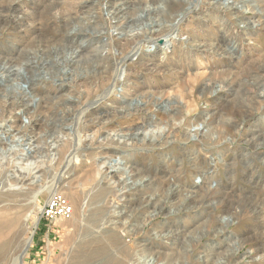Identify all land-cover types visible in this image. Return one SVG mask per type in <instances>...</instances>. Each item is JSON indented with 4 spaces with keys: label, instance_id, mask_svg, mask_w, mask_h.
<instances>
[{
    "label": "rangeland",
    "instance_id": "obj_1",
    "mask_svg": "<svg viewBox=\"0 0 264 264\" xmlns=\"http://www.w3.org/2000/svg\"><path fill=\"white\" fill-rule=\"evenodd\" d=\"M180 1L187 0H160L156 4L158 11L155 15L158 20L165 22L164 15L178 9ZM199 1L202 5L191 18L185 21L182 26L184 32L176 33L175 36L158 38L156 40L159 41L158 43L149 44L143 48L142 54L145 56L141 58L137 55H130L127 58L126 79L131 83L138 84L137 87L133 89L130 86L125 87L126 89L119 87L113 90L114 92L111 91L105 100L99 98L101 94L105 93L102 90H99L97 94L86 96L84 101L80 99L81 94L86 95V92H91L88 85L89 80L97 79L100 72H104L100 68L102 66L101 54L104 52L97 51L101 48L96 49V47L101 46L94 41L87 40L79 52L75 50L77 43L65 41L63 46L66 44L65 46L69 47L64 49L61 47L52 49L51 44H46L50 47V52H48L50 54L47 53L50 56L38 54L34 59L31 54L33 57L28 55V57L23 56L24 59H19L20 57L17 56V51L14 49V42H17L18 39L9 38L8 32H4L5 37L0 36V57H13L12 60L6 62L7 64H1L0 61V65H2L0 71H4L3 74L8 77L7 80L0 79V114L3 108L2 114L5 119L7 113L4 112V109H8V104L20 103L22 99L25 103L30 101L31 104H34H30L31 114L28 113L24 116L28 117L22 119L23 124L22 122L14 123V119L2 121L4 126L11 125L10 133L12 134H15V130L20 124L24 127L22 132L16 136L15 142L7 139L0 144V164L7 166L4 164L12 159L10 164L12 171L27 172V168L31 170L30 167L25 166H22L23 169L25 167V170H22V167L17 165L21 162L18 155L23 149L24 145L22 146V144H30L32 149L30 160L32 163L33 158L34 162L37 161L33 166L36 167L39 164V166L42 165L40 169L45 170V175L40 178L41 181L37 185L43 189L47 188L43 193L39 192L34 197L29 195L25 198L27 214H32V221L29 223L31 229L27 235L31 238L30 246L26 245V241H21L22 247L19 241L11 242L12 239L9 237L6 240L8 244L5 247H0V264H121L122 262V264H150L148 261L151 259L153 264H168L169 262V264H182L183 261H187L183 264H203V262L204 264H232L234 258H238L241 264H264V258L257 262L248 255L250 245L244 242V238L255 227V214L252 213V210L255 209V205L264 203V142H258L260 145L256 147L257 143H253L247 132H259L264 125V113L256 120L253 118L248 122L245 121V117L250 112H256L259 108L264 109V21H256L254 7L245 6L242 9L243 14L235 15L234 12H231L229 13L230 17H226L224 12L218 11L207 0H190L193 4H197ZM258 4L259 7L264 8V0H257L254 6ZM39 9V5L26 4L23 10L32 12ZM211 10L213 15L210 13ZM242 15L246 17L244 20L241 19ZM135 17L137 18L136 24L132 29H126V32L130 30L138 32V29L144 27L151 28L152 23L148 22L151 18L148 17V14L139 13ZM180 19L185 20L181 17ZM141 20L142 22H140ZM215 36L223 40L222 45H226L227 51L222 52L216 46L207 45L208 42L216 38ZM39 40L41 41L37 43V46L41 50L42 45H45L43 41H48V38ZM66 52L70 55H67ZM36 53L39 52L36 51ZM189 55L195 57L188 59ZM15 58L17 62H15ZM26 62L29 65L32 63L31 66ZM159 62L164 65L158 64ZM65 68L66 71H64ZM225 73L231 75L228 76L229 79L235 76L237 78L228 87L217 82L212 88L210 87L212 90L206 89L205 84L208 80L218 81ZM122 76L123 74L118 79L123 80ZM35 78L37 81L34 80ZM12 80L14 81L11 82ZM61 81L65 82L66 89H61L59 86ZM85 81L87 84L84 83ZM73 82L76 85H71ZM216 90L221 92H216ZM21 96L24 97L21 98ZM55 96L56 98H54ZM59 97H63L65 100ZM95 98L97 99L94 101ZM97 100H100V103H97ZM89 103L91 104L89 105ZM86 106L89 107L88 110ZM98 106L100 108H97ZM130 108L131 110H129ZM82 112L85 113L84 116ZM80 116L81 118H79ZM185 116L190 119L208 116L210 134L195 136L194 133L186 132L188 127L183 125ZM104 119L109 121L106 129L103 130L104 137L109 135L108 142H111V145L100 149L97 142L91 144L89 139L94 134L96 124L101 123ZM155 120L160 121L163 126L174 124L173 132L171 131V135H167V139V136L164 138L165 135L153 128ZM182 120L181 126L179 124ZM143 127L148 131L147 133L143 132ZM111 129L112 131H110ZM151 129H154L155 138H152L154 136L150 132ZM159 134L161 138L158 137ZM110 139L126 142L122 143L119 148L117 145H113ZM163 139L171 144L167 146L156 144L157 140ZM217 139H220L219 143H214ZM152 140L155 144L151 145ZM35 141L38 142L35 143ZM9 142L14 146L12 150H10ZM5 151L8 153L5 154ZM13 152L15 153L13 154ZM105 155H109L106 160L111 158L118 163H125L119 165L117 169H109V166H105L99 171L98 161L106 157ZM116 157H120V159L117 160ZM54 158L58 160V163L55 162L57 165L54 162L50 163ZM212 158L213 162L211 163ZM131 164L132 166H130ZM124 166L129 169H127V174L119 172V168H124ZM204 170L206 172L214 171L215 178L207 179L204 182L205 185H202V176H205ZM103 174L104 177H102ZM168 175L175 178L174 188L179 184L177 187L179 189L197 192L201 187L202 191L199 193L204 195L205 188L203 189V186L211 185L214 192L219 191L224 198H221L220 195L214 196L210 203L207 201L204 209L187 212L188 205L189 208L192 207L191 209L198 206L200 196L193 194L185 201L182 200L181 194L175 195V199L172 197V200H165L163 196H158L161 194L158 193V188ZM128 178L133 183L136 181L135 189L137 190H133L135 186L129 187L131 181L127 183ZM150 178L151 180L155 179L154 185L144 188L143 186L148 184L146 180ZM0 179L2 181L0 182V198H11V193L16 188L10 183H5L4 179ZM61 181L65 182L60 185ZM194 186L198 187L193 188ZM61 188L64 190L59 193ZM167 188L169 186L166 182L163 189L166 191ZM99 190H104L105 194L98 195ZM122 193H124V197ZM55 194L63 196L72 205L74 213L71 219L49 222L42 218L41 213L44 206ZM170 204L174 207L172 208ZM32 205L35 208H32ZM152 206L156 207L152 208ZM114 208H117V212L124 210L125 214L123 215L125 216H132L131 221L135 213L139 216L132 222L135 226L127 228L129 233L122 238L114 232L116 225L119 227V221L109 218L113 215ZM150 212L153 216L161 215L154 219L155 226L151 227L149 231L145 226L152 216ZM145 217L147 218L145 219ZM124 221H127L126 217ZM223 228L225 233L227 231V237L224 239L222 237L213 238V235ZM137 229L141 231L136 232ZM116 235L120 238H117ZM160 235L161 237H159ZM163 253L168 255L164 256ZM179 256L186 259L182 260ZM208 256L211 258H206ZM178 257L179 259H177Z\"/></svg>",
    "mask_w": 264,
    "mask_h": 264
},
{
    "label": "bare ground",
    "instance_id": "obj_2",
    "mask_svg": "<svg viewBox=\"0 0 264 264\" xmlns=\"http://www.w3.org/2000/svg\"><path fill=\"white\" fill-rule=\"evenodd\" d=\"M160 0H0V36H4V32H8L9 34H7V36H9V38H13V40L18 39L17 42H14V49L17 51V56L20 57L19 59L23 58V56L28 57V55H31L34 59H35V55L41 54L43 55H48L50 53V47H48L46 44H51L52 49L53 48H57V47H61V48H65V47H69V46H63V43H65V41L71 42L73 44H78L77 48L75 50H77L78 52L83 48V44H85L87 42V40L89 41H94L97 45H100L101 47H96L97 48H101V49H97V51H100V53L104 52L101 54L102 57V63H101V67L104 72H100V74L98 75L97 79H93V80H89V86L91 89V92H86L85 94H81L80 99L81 101H84L83 99L87 97H89L90 95H94L97 94L99 92V90L101 91H105V93H103V95H100V100H105L106 97H108L110 95V92H114L113 90L121 87L123 89H126L125 87L130 86V88H136L138 84L136 83H131L126 79V74L128 72V66H126V61L127 58L130 55H137L139 58L145 56L143 53V48L146 47L149 44H155L156 42L158 43L159 41H156L158 38H166L169 36H175L176 33L179 32H184L183 30V24L185 23L186 20H188L189 18H191L193 16V14L198 11V9L201 7L202 3H200V1L197 4H193V2H190V0L187 1H180L178 9H176L173 12H168L166 15H164L163 18H165V22L161 21L160 19L158 20L157 15H155L158 11L156 4L159 2ZM211 6L215 7L218 11L220 12H224V16H229V13L234 12L235 15H241L243 14L242 9L246 6V7H254V11L255 12V19L257 22H262L264 21V8L263 7H259V4L257 6H254V4L257 3V0H207ZM39 5L40 9L38 11H32V12H27L24 11V6L25 5ZM241 4V6H240ZM159 8V7H158ZM160 9V8H159ZM162 10V9H161ZM163 11V10H162ZM161 11V12H162ZM253 11V12H254ZM139 13H146L148 14V17L151 18V20H148V22L150 21L152 23L151 28H142V29H138V32L136 30H130L129 32H126V29H132V27L134 26V24H136L135 22L137 21V18L135 16H137ZM211 15H213L212 10L210 11ZM182 15V16H181ZM154 16V18H153ZM163 16V15H160ZM181 18H185L184 21H182ZM230 17V16H229ZM147 18V17H146ZM160 18V17H159ZM246 17L244 15H242L241 19L244 20ZM142 22V20L140 21ZM138 25V24H137ZM150 25V24H149ZM244 25H246V23L244 22ZM145 26V25H144ZM140 28V27H139ZM137 29V28H136ZM137 33H136V32ZM136 33V34H134ZM6 36V35H5ZM4 36V37H5ZM216 37V36H215ZM8 38V37H7ZM41 38H48V41H43L45 45H42L41 50H39L38 48V42L41 41L39 39ZM123 38H125L126 40H124ZM128 38V39H127ZM130 38V39H129ZM45 40V39H44ZM42 42V44H43ZM17 43V44H16ZM223 40H220L218 37L214 38L211 42H208L207 45L212 47V46H216L218 48L219 51L225 52L227 51L226 45H222ZM40 44V43H39ZM75 46V45H74ZM73 46V47H74ZM31 47L35 48V49H30ZM41 47V46H40ZM38 49V50H37ZM60 49V48H59ZM80 49V50H79ZM62 50V49H61ZM73 50V51H75ZM39 52V53H36ZM52 51V50H51ZM63 51V50H62ZM66 51V50H65ZM68 51V50H67ZM70 51V49H69ZM55 52V50H54ZM64 52V51H63ZM83 52V51H82ZM48 53V54H47ZM58 53V51H57ZM65 53V52H64ZM72 53V51H71ZM77 53V52H74ZM231 53V52H230ZM67 54V52H66ZM78 54V53H77ZM82 54V53H81ZM194 54H198V53H194ZM65 55V54H64ZM63 55V56H64ZM70 55V54H67ZM75 55V54H74ZM80 55V54H79ZM163 55V54H162ZM50 56V55H48ZM62 56V55H61ZM30 57V56H29ZM37 57V56H36ZM67 57V56H66ZM76 57V56H73ZM79 57V56H78ZM183 57V56H180ZM195 57L194 55H189L188 59H191ZM13 57H0V61L1 64H7L6 62L12 60ZM51 58V57H50ZM59 58V55H58ZM65 58V57H64ZM63 58V59H64ZM186 58V57H185ZM24 59V58H23ZM62 59V58H61ZM99 59V58H98ZM16 60V58L14 59ZM30 60V59H29ZM33 60V59H32ZM41 60V59H40ZM39 60V61H40ZM46 60V59H45ZM50 60V59H49ZM52 60V59H51ZM27 61V60H26ZM36 61V60H35ZM12 62V61H11ZM17 62V60L15 61ZM14 62V63H15ZM29 62V61H28ZM28 62H26V64H28ZM34 62V60H33ZM51 62V61H49ZM48 62V63H49ZM60 62V61H59ZM21 63V62H20ZM30 63V62H29ZM37 63V62H35ZM42 63V62H41ZM47 63V64H48ZM65 63V62H63ZM70 63V62H69ZM74 63V62H73ZM19 64V63H17ZM16 64V66H17ZM22 64V63H21ZM20 66H23L21 65ZM32 64V63H31ZM31 64L29 66H31ZM46 64V63H45ZM158 64L160 65H164L163 63L159 62ZM27 65V66H28ZM98 65V64H97ZM158 65V66H160ZM2 66V65H0ZM20 66H18L19 68H21ZM26 66V65H25ZM28 66V67H29ZM58 66V65H57ZM67 66V65H66ZM72 66V65H71ZM8 67V66H7ZM10 67V66H9ZM24 67V66H23ZM22 67V68H23ZM46 67V66H45ZM53 67V66H52ZM61 67V66H59ZM98 67V66H97ZM11 68V67H10ZM64 68V67H63ZM2 69V68H1ZM0 69V70H1ZM5 70V69H3ZM22 70V69H21ZM62 70V69H61ZM12 72V70H10ZM66 71V68L65 70ZM4 72V71H3ZM3 72L0 71V79L1 80H7L8 77L5 76L3 74ZM58 72V70H57ZM51 73V72H50ZM65 73V72H64ZM6 74V71H5ZM94 74V73H93ZM98 74V73H97ZM123 74L122 77H124L123 80H119V76ZM51 75V74H50ZM77 75V74H76ZM223 76H221L222 78H220L218 81H215V79H210L208 80L207 84H205L206 89L209 88L211 89L212 86L215 83H222L225 85H230L232 84V82H234V79L237 78V76L235 77H231L230 79L228 78V76H231L228 73L222 74ZM9 76V75H8ZM73 76V75H72ZM97 76V75H96ZM234 76V75H233ZM49 77V76H48ZM56 77V76H55ZM69 77V76H68ZM81 77V76H80ZM79 77V78H80ZM86 77V76H85ZM95 77V75H94ZM58 78V77H57ZM54 78V79H57ZM84 78V77H83ZM96 78V77H95ZM240 78V76H239ZM48 79V78H45ZM31 80V79H30ZM34 80L37 81V79L35 78ZM39 80V79H38ZM50 80V79H49ZM72 80V79H71ZM9 81V80H8ZM14 80H12L11 82H13ZM44 81V80H43ZM52 82L55 80H51ZM57 81V80H56ZM80 81V80H79ZM78 81V82H79ZM59 82V81H58ZM68 82V81H67ZM72 82V81H71ZM77 82V83H78ZM84 83L87 84V82L85 81ZM83 83V84H84ZM131 83V84H130ZM179 83V82H178ZM177 83V84H178ZM206 83V82H205ZM42 84V83H41ZM45 84V83H44ZM51 84V83H50ZM54 84V83H53ZM71 85H76L75 82L71 83ZM176 85V83H175ZM221 85V84H220ZM40 86V85H38ZM57 86V85H56ZM59 86L61 87V89H66L65 86V82L61 81ZM78 86V85H77ZM173 86V85H172ZM203 86V85H202ZM55 87V86H54ZM211 87V88H210ZM24 88V87H23ZM41 88V87H40ZM72 88V87H71ZM217 88V85H216ZM22 89V88H21ZM36 89V88H35ZM53 89V88H52ZM23 90V89H22ZM32 90V89H31ZM34 90V89H33ZM212 90V89H211ZM228 90V89H227ZM61 91V90H60ZM125 91V90H124ZM123 91V92H124ZM220 90H216V92H219ZM84 92V91H83ZM221 92V91H220ZM56 93V91H55ZM70 93V92H69ZM214 93V91H213ZM38 94V93H36ZM64 94V93H63ZM12 95V94H11ZM40 96V95H39ZM61 96V95H59ZM24 96H21V98H23ZM52 97V96H51ZM216 97V96H215ZM1 98V97H0ZM30 98V96H29ZM35 98L37 99V97L35 96ZM40 99V97H38ZM47 98V97H46ZM56 98V96L54 97ZM59 98H63V97H59ZM27 99V98H26ZM35 99V100H36ZM51 99V98H50ZM64 99V98H63ZM79 99V100H80ZM97 98L94 99V101ZM126 99V98H125ZM143 99V98H142ZM4 100V99H3ZM7 100V99H6ZM17 100V99H16ZM24 99L21 100L20 103H10L8 104V109H4V112L7 113V115L5 116L6 120H12L14 119V123H19L22 122V119H26L27 117H24L26 114L30 113V101L28 103V101L25 103V101H23ZM65 100V99H64ZM73 100V99H72ZM77 100V99H76ZM100 100H97V103H100ZM108 100V99H107ZM134 100V99H133ZM5 101V100H4ZM9 101V100H8ZM15 102V100H13ZM12 101V102H13ZM34 101V100H32ZM37 101V100H36ZM60 101V100H59ZM68 101V100H67ZM149 101V100H148ZM160 101V100H159ZM7 102V101H6ZM19 102V101H16ZM41 102V100H40ZM39 102V103H40ZM128 102V101H127ZM8 103V102H7ZM36 103V102H35ZM38 103V102H37ZM38 103V104H39ZM55 103V102H54ZM77 103V102H76ZM75 103V104H76ZM119 103V102H118ZM132 103V102H131ZM168 103V102H167ZM3 104V103H1ZM33 104V103H32ZM31 104V105H32ZM45 104V103H44ZM67 104V103H66ZM91 103H89L90 105ZM102 104V103H101ZM34 105V104H33ZM37 105V104H36ZM42 105V104H41ZM59 105V104H58ZM64 105V104H63ZM85 105V104H84ZM139 105V104H138ZM48 106V105H47ZM129 106V105H128ZM34 107V106H33ZM82 107V106H81ZM94 107V106H93ZM130 107V106H129ZM143 107V106H142ZM145 107V106H144ZM1 108V107H0ZM55 108V107H54ZM87 108V106H86ZM89 108V107H88ZM87 108V110H88ZM97 108H100V106H98ZM96 108V109H97ZM126 108V105H125ZM155 108V107H154ZM44 109V108H43ZM42 109V110H43ZM46 109V107H45ZM56 109V108H55ZM77 109V108H76ZM75 109V110H76ZM83 109V108H82ZM85 109V107H84ZM159 109V108H158ZM161 109V108H160ZM165 109V108H163ZM36 110V109H35ZM65 110V109H64ZM81 110V109H80ZM131 110V108L129 109ZM128 110V111H129ZM141 110V109H139ZM156 110V109H155ZM77 111V110H76ZM83 111V110H82ZM91 111V109H90ZM36 112V111H35ZM43 112V111H42ZM46 112V110H45ZM61 112V111H60ZM85 112V111H84ZM131 112V111H130ZM144 112V111H143ZM161 112V111H160ZM2 113H3V108H2ZM0 114V144L3 142H5V140H9L11 139L12 142H15V138L18 134H20L22 132V128L24 127L22 124H20L19 126H17L16 130H15V134L10 133L11 131V125L10 126H4L2 123L5 121L3 114ZM34 113V112H33ZM38 113V112H37ZM48 113V111H47ZM63 113V112H62ZM77 113V112H76ZM75 113V114H76ZM83 113V112H82ZM105 113V112H104ZM146 113V112H145ZM264 113V109L259 108L258 110H256V112H250L248 114V116L245 117V121L247 120V122L251 119H258L260 117H262ZM42 114V113H41ZM56 114V113H55ZM54 114V115H55ZM64 114V113H63ZM66 114V113H65ZM81 114V113H80ZM85 113H83L84 116ZM257 114H260L261 116H258ZM37 114H35L36 116ZM48 115V114H47ZM46 115V116H47ZM57 115V114H56ZM62 115V114H60ZM77 115V114H76ZM123 115V114H121ZM125 115V114H124ZM33 116V114H32ZM53 116V115H52ZM78 116V115H77ZM82 116V115H81ZM81 116L79 118H81ZM128 116V115H127ZM132 116V115H131ZM142 116V115H141ZM156 116V115H155ZM30 117V116H29ZM37 117V116H36ZM39 117V116H38ZM85 119V118H84ZM87 119V117H86ZM79 120V119H78ZM160 120V119H159ZM183 120H184V124H183ZM181 121V124L185 125L188 127V130L186 132L189 133H194L195 136H203L206 134H210V129H209V118L208 116L206 117H201L200 119H190L188 117H184ZM3 121V122H2ZM35 121V120H34ZM33 121V122H34ZM81 121V119H80ZM32 122V121H31ZM36 122V121H35ZM155 123V128L159 133L161 132L162 135H165L164 138L170 134V132H173V125H167V126H163L161 124L160 121H153ZM30 123V120H29ZM82 123V122H81ZM84 123V122H83ZM82 123V124H83ZM89 123V122H88ZM116 123V122H115ZM38 124V123H37ZM109 124V121H105L102 120L101 123L96 124V127L94 128V134L92 135V137L89 139V141H91V144H97V146L100 149H104L107 148L108 146L110 147L111 142L109 141V135L107 137H104V133L103 130L106 129L107 125ZM87 125V124H86ZM154 125V124H153ZM85 126V125H84ZM182 126V125H181ZM146 127V126H145ZM145 127H143V132L147 133L148 131L146 129H144ZM151 127V125H150ZM26 128V127H25ZM24 128V130H25ZM148 128V127H147ZM85 129V128H84ZM190 129V130H189ZM112 131V129L110 130ZM139 131V129H138ZM150 131V130H149ZM239 131V130H238ZM3 132V133H2ZM86 132V131H85ZM154 136L152 138H155V133H154V129H151L150 131ZM248 132V137H251V139L253 140V143H257L256 147H259L260 144H258V142L263 141L264 142V125L263 127L259 130V132L253 133L250 131ZM29 133V132H28ZM93 133V132H92ZM108 133V132H107ZM135 133V132H134ZM133 133V134H134ZM157 133V132H156ZM158 134V133H157ZM139 135V134H137ZM141 135V134H140ZM145 135V134H144ZM171 135V134H170ZM250 135V136H249ZM131 136V135H130ZM117 137V136H116ZM124 137V136H123ZM128 137V136H126ZM125 137V138H126ZM160 134H159V136ZM157 137V138H158ZM221 136H219L220 138ZM25 138V137H24ZM101 138V139H100ZM149 138V137H148ZM151 138V139H152ZM159 138V139H160ZM168 138V136L166 137V139ZM19 139H21V137H19ZM34 139V138H33ZM100 139V140H98ZM166 139L163 140H157L158 143H156L159 146H167L169 144H171L170 142H165ZM221 139V138H220ZM217 139L214 141V143H219V140ZM249 139V138H248ZM24 140V139H23ZM27 140V139H26ZM31 140V139H29ZM112 140V144L113 145H117L118 147L120 145H122L123 141L120 140H115V139H110ZM224 140V139H223ZM19 141V140H18ZM117 141V142H116ZM148 141V140H147ZM156 141V140H155ZM212 141V140H211ZM8 142V141H7ZM20 142V141H19ZM38 142V141H37ZM35 141V143H37ZM126 142V141H125ZM124 142V143H125ZM135 142V141H134ZM150 142V141H149ZM123 143V144H124ZM133 143V141H132ZM229 143V142H228ZM247 143V142H246ZM251 143V144H253ZM8 144V143H6ZM12 144V143H11ZM9 142V147L8 149L12 150L14 148L13 145H11ZM44 144V143H43ZM90 144V145H91ZM150 144H155V142L152 140V142H150ZM224 144V142H223ZM222 144V145H223ZM24 145V146H23ZM39 145V144H38ZM13 146V147H12ZM22 151L21 153L18 155L19 159H20V163H17V165H19L20 167L25 166V167H30L28 170L27 168V172H23L21 170H14L12 171L11 169V161H8L7 166H3L2 164H0V178L4 179L5 183L7 182L8 184L10 183L11 185H13L16 189H14V191H12V197L9 199H2L0 198V247H5L6 244H8V241H6L9 237L12 239V241H19V243L21 241H26V245L30 246L31 243V238L28 237V232L31 229V226L29 225V223L32 221V214H27V201L25 200V198H27L29 195L33 196L37 193H43L44 191H46V189L40 188L39 185H37V183H39L40 178H42V176L45 175L44 171L40 169V167L42 166H36V162H34V158H33V163L30 160L31 156L30 154L32 153V149L30 147V144H22ZM41 146V144H40ZM54 146V145H53ZM92 146V145H91ZM125 146V145H124ZM122 146V147H124ZM138 146V145H137ZM18 147V146H16ZM15 147V148H16ZM143 147V146H142ZM96 148V147H94ZM113 148V147H112ZM117 148V147H116ZM120 148V147H119ZM165 148V147H164ZM212 148V147H211ZM221 148V147H220ZM97 149V148H96ZM99 149V150H100ZM111 149V148H109ZM2 150V149H1ZM218 150V149H217ZM3 151V150H2ZM40 151V150H39ZM98 151V150H97ZM95 151V152H97ZM125 151V150H124ZM6 152V151H5ZM10 152V151H9ZM41 152V151H40ZM8 152H6L5 154H7ZM15 152H13L14 154ZM36 153V152H35ZM48 153V152H47ZM4 154V153H3ZM12 155V154H11ZM47 155V154H46ZM107 155V154H106ZM105 155V156H106ZM39 156V154L37 155V157ZM41 156V155H40ZM109 156V155H108ZM108 156L101 158L98 161V165L99 166V171L102 170L103 168H105V166H109V169H117L119 165H124L125 162H116L115 160H111V158L108 159ZM15 157V156H14ZM100 157V156H99ZM114 157V156H113ZM112 157V158H113ZM191 157V156H190ZM11 158V157H10ZM13 158V156H12ZM117 160L120 159V157H116ZM184 158V157H183ZM182 158V159H183ZM194 158V157H193ZM197 158V157H196ZM9 160V157H8ZM14 160V159H13ZM38 160V159H37ZM189 160V159H188ZM58 160H56V158H54L50 163L56 164ZM40 162V161H39ZM56 162V163H55ZM132 162V161H131ZM182 162V161H181ZM213 162V158L211 159V163ZM165 163V161H164ZM15 164V162H14ZM35 164V165H34ZM42 164V163H40ZM181 164V163H180ZM193 164V163H192ZM16 165V166H17ZM34 165V166H33ZM52 165V164H50ZM57 165V164H56ZM15 166V167H16ZM34 167L32 169V167ZM128 166V165H127ZM124 166V168H119V172H123V174H127V169L128 167ZM132 166V164L130 165ZM183 166V165H182ZM189 166V165H188ZM25 167L22 170H25ZM181 167V166H180ZM185 167V166H184ZM194 167V166H193ZM196 167V166H195ZM13 168V167H12ZM48 168V167H47ZM54 168V166H53ZM46 169V168H45ZM51 169V168H50ZM133 169V168H132ZM195 169V168H194ZM56 170V169H55ZM97 170V169H96ZM107 170V169H106ZM129 170V169H128ZM135 170V169H134ZM110 171V170H108ZM137 171V170H136ZM146 171V170H145ZM184 171V170H183ZM205 171V170H204ZM43 172V173H42ZM54 172V171H53ZM114 172V171H111ZM147 172V171H146ZM179 172V171H178ZM199 172V170H198ZM104 173V172H103ZM181 173V172H180ZM200 173V172H199ZM214 171L213 172H206L205 171V176L203 175L202 178V185H205V181L207 179L212 180L213 178H215L214 176ZM47 174V171H46ZM101 174V173H100ZM98 175V174H97ZM121 175V174H120ZM119 175V176H120ZM129 175V174H128ZM180 175V174H179ZM99 176V175H98ZM105 175L103 174L102 177H104ZM148 176V175H147ZM109 177V176H108ZM130 177V176H129ZM119 178V177H118ZM122 178V177H121ZM131 178V177H130ZM128 178V181H131L129 187H134L133 190H137L136 188V181L135 183H133V181ZM145 178V177H144ZM1 180V179H0ZM155 180V179H154ZM154 180L151 178L146 180V182L148 183L147 185L143 186L144 188H149L150 185H154ZM208 180V181H209ZM3 181V183H4ZM101 181V180H100ZM105 181V180H104ZM116 181V179H115ZM125 181V180H124ZM145 181V180H143ZM141 181V182H143ZM2 182V181H0ZM65 181H61L60 185H62ZM99 182V181H98ZM118 182V181H117ZM114 182V183H117ZM121 182V181H120ZM139 182V181H138ZM168 183L169 188H167V190L165 191L163 189V186L165 185V183ZM175 178L173 179L172 176H169L167 178H165V181L161 183V188H158V193L160 192L161 194H159L158 196H163L165 200H172V197L174 198L175 195L177 194H181L180 196L183 197L182 200L185 201V199L187 200V198H189V196L193 195V194H197L198 196H200V198H198V206H195V208L191 209L187 208V212H191V210L194 209H204V207L207 204V201L210 203L211 200H213L214 196H218L220 195L221 198H224L223 195L219 192L216 191L214 192V190L212 189L211 185H209L208 187H204V195L199 193L201 192L202 188L200 187V191H187L185 189H179L177 188L179 186L175 187ZM177 182V181H176ZM182 182V181H181ZM140 183V182H139ZM173 183L174 185L172 186ZM179 183V182H178ZM204 183V184H203ZM101 184V183H100ZM113 184V183H111ZM160 184V183H159ZM3 185V184H2ZM184 185V184H183ZM123 186V185H122ZM213 186V185H212ZM47 187V186H46ZM166 187V186H165ZM173 187V188H172ZM181 187V185H180ZM186 187V186H185ZM188 187V186H187ZM198 186H194L193 188H196ZM39 188V189H38ZM64 188V187H63ZM63 188H61L59 190V193L62 192V190H64ZM154 188V187H153ZM43 189V190H42ZM107 189V187H106ZM108 190V189H107ZM11 191V190H9ZM104 190H99V194L100 196H103V192ZM125 191V190H124ZM106 192V191H105ZM120 192H122V190H120ZM143 192V190H142ZM156 192V191H155ZM154 192V193H155ZM140 193V192H139ZM66 194V193H65ZM72 194V193H71ZM76 194V193H75ZM105 194V193H104ZM107 194V193H106ZM117 194V193H115ZM9 195V194H8ZM123 197L125 196L124 193H122ZM130 195V194H129ZM145 195V194H144ZM168 195H172V196H168ZM107 196V195H106ZM70 197V196H69ZM135 197V196H134ZM139 197V196H138ZM149 197V196H148ZM151 197V196H150ZM170 197V199H169ZM179 197V196H178ZM177 197V198H178ZM132 198V195H131ZM192 198V197H191ZM195 198V197H193ZM75 199V198H74ZM135 199V198H133ZM153 199V197H152ZM157 200V198H154ZM163 199V200H164ZM175 199V198H174ZM197 199V198H196ZM117 200V199H116ZM125 200V199H124ZM162 200V199H161ZM162 200V201H163ZM179 200V199H178ZM189 200V199H188ZM193 200V199H192ZM225 200V199H224ZM80 201V200H79ZM131 201V200H130ZM161 201V202H162ZM175 201V200H174ZM190 201V200H189ZM218 201V200H217ZM117 202V201H116ZM134 202V200H133ZM136 202V201H135ZM140 202V201H139ZM159 202H160V198H159ZM216 202V201H215ZM259 202V201H257ZM120 203V202H119ZM126 203V202H123ZM181 203V202H180ZM185 203V202H184ZM183 203V204H184ZM129 204V203H128ZM132 204V203H131ZM147 204V203H145ZM182 204V203H181ZM193 204V203H192ZM213 204V203H212ZM220 204V203H219ZM235 204V203H234ZM261 205H255V209L252 210V213L255 214V227L253 231H251L246 238H244V242L246 244L250 245V250L248 251V255L251 256L252 259H254L257 262H260L262 260V258H264V203H260ZM30 205V204H29ZM135 205V204H133ZM154 205V204H153ZM171 205V204H170ZM169 205V206H170ZM178 206V203L176 204ZM186 205V203H185ZM210 205V204H209ZM148 206V205H147ZM77 207V206H76ZM79 207V206H78ZM126 207V206H125ZM156 206H152V208H155ZM172 207V205H171ZM174 207V206H173ZM172 207V208H173ZM186 207V206H185ZM32 208H35L32 205ZM143 208V207H142ZM180 208V207H179ZM145 209V208H144ZM159 209V208H158ZM181 209V208H180ZM231 209V208H230ZM241 209V208H240ZM37 210V209H36ZM155 210V209H154ZM153 210V211H154ZM190 210V211H188ZM224 210V209H223ZM228 210V209H227ZM233 211V207L231 209ZM230 210V211H231ZM235 210V209H234ZM131 211V210H130ZM152 211V210H151ZM180 211V210H179ZM198 211V210H197ZM202 211V210H201ZM200 211V212H201ZM229 211V210H228ZM236 211V210H235ZM240 211V210H237ZM77 212V211H76ZM114 212V213H113ZM113 215L109 216V218L111 219H115L118 220V224L119 227H117L116 225V231L114 230L115 234H118L121 238L123 236H125L127 233H129V231L127 230V228L129 227H134L135 225L132 224L133 220H135L137 217H139L138 215H136V213L134 214V218L132 219V221L130 220L132 218V216H125L123 214H125L124 210H121L119 212H117V208L113 209ZM155 212V211H154ZM147 213V211H146ZM228 213V212H227ZM231 213V212H230ZM27 214V216H26ZM120 214V215H119ZM150 214L152 215V212H150ZM226 214V213H225ZM238 214V213H237ZM240 214V213H239ZM141 215V214H140ZM161 214H156L155 216H150V219L147 221L145 228H147L148 230L152 227L154 228L155 226V222L154 219L157 218V216H160ZM165 215V214H164ZM107 216V215H106ZM105 216V217H106ZM232 216V215H230ZM236 216V215H235ZM126 217L127 221H124ZM148 217V216H147ZM145 217V219L147 218ZM167 217V216H166ZM226 218V217H225ZM231 218V217H230ZM110 219V220H111ZM138 219V218H137ZM221 219V218H219ZM106 220V219H105ZM140 220V219H139ZM234 220V217H233ZM109 221V220H107ZM106 221V222H107ZM146 221V220H145ZM111 223V221H109ZM137 222V221H136ZM143 222V221H142ZM171 222V221H170ZM173 222V221H172ZM220 222V221H219ZM117 223V222H115ZM140 223V221H139ZM168 223V222H167ZM175 223V222H174ZM225 223V222H224ZM223 223V224H224ZM107 224V223H106ZM138 224V223H137ZM217 224V223H216ZM220 224V223H219ZM137 226V225H136ZM251 227V226H250ZM226 228V227H225ZM134 229V228H133ZM136 229V227H135ZM156 230L158 228H155ZM112 230V231H113ZM143 230V229H142ZM155 230V231H156ZM215 230V229H214ZM252 230V229H251ZM131 231V229H130ZM141 231V230H140ZM139 229L136 230V232H140ZM150 231V230H149ZM148 231V232H149ZM182 231V230H181ZM80 232V230H79ZM111 232V231H110ZM113 232V233H114ZM135 232V233H136ZM207 232V231H206ZM144 233V232H143ZM160 233V232H159ZM181 233V232H180ZM208 233V232H207ZM85 234V233H84ZM83 234V235H84ZM152 234V233H151ZM177 234V233H176ZM205 234V233H204ZM87 235V234H86ZM85 235V236H86ZM111 235V234H110ZM147 235V234H146ZM175 235V234H174ZM179 235V234H178ZM117 236V235H116ZM119 236H117V238H120ZM153 236V235H152ZM167 236V235H166ZM205 236V235H204ZM161 237V235L159 236ZM184 237V236H183ZM187 237V236H186ZM212 237V236H211ZM215 237H222L223 239L227 237V231L225 233V229L223 228L221 231L216 232L213 235V238ZM143 238V237H142ZM148 238V237H147ZM171 238V237H170ZM201 238V237H200ZM204 238V237H203ZM26 239V240H25ZM87 239V238H85ZM92 239V238H91ZM186 239V238H185ZM89 240V239H88ZM116 240V239H115ZM212 240V239H211ZM215 240V239H214ZM91 241V240H89ZM163 241V239H162ZM174 241V240H173ZM180 241V239H179ZM97 242V241H96ZM237 242V241H236ZM201 243V242H200ZM23 244V243H22ZM202 244V243H201ZM21 245V243H20ZM205 245V244H204ZM245 245V244H244ZM22 246V245H21ZM95 246V245H94ZM124 246V245H123ZM148 246V245H147ZM23 247V246H22ZM97 247V246H95ZM143 248V246H140ZM163 248V247H162ZM205 248V246H204ZM200 249V248H199ZM198 249V250H199ZM237 249V248H236ZM93 250V249H92ZM98 250V249H97ZM240 250V249H239ZM246 250V249H245ZM152 251V250H151ZM183 251V250H182ZM205 252V251H204ZM231 252V251H230ZM160 253V252H159ZM165 253V252H164ZM163 253V254H164ZM191 253V252H189ZM193 253V252H192ZM205 254V253H204ZM208 254V253H207ZM229 254V253H228ZM227 254V255H228ZM235 254V253H234ZM140 255V254H139ZM159 255V254H158ZM168 255V254H164ZM209 255V254H208ZM154 256V254H153ZM147 256H145L146 258ZM157 257V256H156ZM154 257V258H156ZM180 257V256H179ZM179 257L177 259H179ZM205 257V256H204ZM220 257V256H219ZM123 258V257H122ZM152 258V257H151ZM172 258V257H171ZM175 258V257H174ZM181 258V257H180ZM185 258V257H184ZM182 260H185V259ZM196 258V257H195ZM198 258V257H197ZM206 258H209L206 257ZM211 258V257H210ZM209 258V259H210ZM222 258V257H220ZM227 258V257H225ZM224 258V260H225ZM234 258V257H233ZM240 258V257H239ZM147 259V258H146ZM169 259V258H167ZM201 259V258H200ZM203 259V258H202ZM208 259V260H209ZM228 259V258H227ZM132 260V259H131ZM173 260V259H172ZM196 260V259H195ZM221 260V259H220ZM223 260V262H224ZM140 261V260H139ZM142 261V260H141ZM140 261V262H141ZM148 261V260H147ZM156 261V260H155ZM174 261V260H173ZM176 261V260H175ZM179 261V260H178ZM207 261V260H206ZM133 262V261H132ZM143 262V261H142ZM172 262V261H171ZM187 262V261H183ZM209 262V261H208ZM207 262V263H208ZM123 263V262H122ZM121 263V264H122ZM148 263L153 264L152 259L148 261ZM162 263V262H161ZM164 263V262H163ZM170 263V262H169ZM168 263V264H169ZM175 263V262H174ZM180 263V262H179ZM182 263V262H181ZM182 263V264H183ZM218 263V262H217ZM187 264V263H186ZM204 264V262H203ZM211 264V263H210ZM228 264V263H227ZM232 264H241L240 261L238 260V258H234L232 259Z\"/></svg>",
    "mask_w": 264,
    "mask_h": 264
},
{
    "label": "built area",
    "instance_id": "obj_3",
    "mask_svg": "<svg viewBox=\"0 0 264 264\" xmlns=\"http://www.w3.org/2000/svg\"><path fill=\"white\" fill-rule=\"evenodd\" d=\"M72 205L61 195H53L42 210V218L49 222L69 220L73 216Z\"/></svg>",
    "mask_w": 264,
    "mask_h": 264
}]
</instances>
